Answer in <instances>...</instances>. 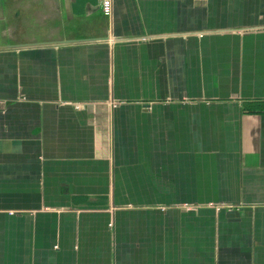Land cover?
I'll list each match as a JSON object with an SVG mask.
<instances>
[{
	"label": "crops",
	"instance_id": "1",
	"mask_svg": "<svg viewBox=\"0 0 264 264\" xmlns=\"http://www.w3.org/2000/svg\"><path fill=\"white\" fill-rule=\"evenodd\" d=\"M0 264H264V0H0Z\"/></svg>",
	"mask_w": 264,
	"mask_h": 264
},
{
	"label": "built area",
	"instance_id": "2",
	"mask_svg": "<svg viewBox=\"0 0 264 264\" xmlns=\"http://www.w3.org/2000/svg\"><path fill=\"white\" fill-rule=\"evenodd\" d=\"M100 3H101V8H102V12L104 15L106 16H110L112 15V12H113V0H100ZM75 108L77 110H82L84 109V105L82 104H75ZM185 210L187 211H190V210H197L196 207H193V206H185L183 207ZM214 208L217 210V211H221L223 208H230V207H225L223 205H216L214 206ZM113 225L111 224L110 227H112Z\"/></svg>",
	"mask_w": 264,
	"mask_h": 264
},
{
	"label": "water",
	"instance_id": "3",
	"mask_svg": "<svg viewBox=\"0 0 264 264\" xmlns=\"http://www.w3.org/2000/svg\"><path fill=\"white\" fill-rule=\"evenodd\" d=\"M95 39L88 40V41H94ZM78 41H67V42H62L61 44H73L77 43ZM31 46H37V45H19V46H14L11 48H25V47H31Z\"/></svg>",
	"mask_w": 264,
	"mask_h": 264
},
{
	"label": "rangeland",
	"instance_id": "4",
	"mask_svg": "<svg viewBox=\"0 0 264 264\" xmlns=\"http://www.w3.org/2000/svg\"><path fill=\"white\" fill-rule=\"evenodd\" d=\"M182 210H184V211H186V212L196 211V210H190V211H187V210H185L184 208H182ZM216 211H217V210H216Z\"/></svg>",
	"mask_w": 264,
	"mask_h": 264
}]
</instances>
